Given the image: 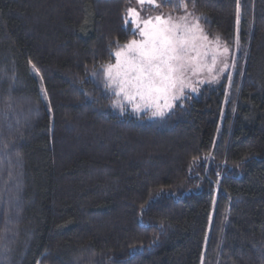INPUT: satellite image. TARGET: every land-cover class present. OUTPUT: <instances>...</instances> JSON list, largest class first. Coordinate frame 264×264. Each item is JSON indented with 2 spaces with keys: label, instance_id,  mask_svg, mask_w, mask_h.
I'll use <instances>...</instances> for the list:
<instances>
[{
  "label": "trees",
  "instance_id": "1",
  "mask_svg": "<svg viewBox=\"0 0 264 264\" xmlns=\"http://www.w3.org/2000/svg\"><path fill=\"white\" fill-rule=\"evenodd\" d=\"M186 2L234 77L150 120L93 75L130 0H0V264H264V0Z\"/></svg>",
  "mask_w": 264,
  "mask_h": 264
},
{
  "label": "snow or ice",
  "instance_id": "2",
  "mask_svg": "<svg viewBox=\"0 0 264 264\" xmlns=\"http://www.w3.org/2000/svg\"><path fill=\"white\" fill-rule=\"evenodd\" d=\"M137 2L141 6L147 4L151 7H160L161 3L172 4L175 8L183 9L184 15L142 16L143 7L141 10L128 8L125 24H131L133 34L140 39L130 40L123 45L117 42L116 50L109 52L110 56L115 57V64H103L100 72H94L93 75L102 76L105 90L113 92L117 97L113 107L119 108L122 113L125 110L124 102L127 101L132 104L134 112L149 108L154 109L153 116H163L164 109L173 107L172 101L183 95L184 88L191 87L190 75L206 70L215 80L216 75L229 67L226 57L229 49L225 45L221 50L219 36L214 40L209 39L208 33L199 23L202 17L188 11L186 0ZM239 16L238 4L237 24ZM212 44H215L216 50L209 64L207 57ZM196 90L192 87V91ZM41 91L44 92L43 88ZM44 95L46 98V92ZM160 100H164L163 105Z\"/></svg>",
  "mask_w": 264,
  "mask_h": 264
},
{
  "label": "rangeland",
  "instance_id": "3",
  "mask_svg": "<svg viewBox=\"0 0 264 264\" xmlns=\"http://www.w3.org/2000/svg\"><path fill=\"white\" fill-rule=\"evenodd\" d=\"M143 7V11H141V15L142 16H148V15H151V16H155V15H158V14H165V15H168L170 13L168 12H165V11H162L160 9V7H151L147 4L141 6L137 0H130V7L129 8H134V9H137V10H141V8ZM172 16H181V15H184V14H180V15H173V14H170ZM125 19H126V15H125ZM130 25L132 31L134 32L133 30V27L131 24H128ZM137 40L140 39V37L137 35ZM210 40H213L211 38H209ZM221 45V50H222V47L223 45ZM215 44H212L209 48V55L207 57V62L210 64L211 63V55L213 52H215ZM226 57H227V62L229 64V67L222 73H219L218 75H216V79L213 80L212 79V76L208 74V72L205 70L203 72H200L199 74L197 75H190V82H191V87H186L184 88L183 90V95H181L179 97V99H176L175 101H172L173 103V107L168 109V108H165L164 109V115L163 116H160V115H156V116H153L152 115V111L154 109H149V108H145L144 110L140 111V112H134L132 110V104L131 103H128L127 101L124 102V112L126 111H129L130 113L134 114V115H141L143 113H147L148 114V117L150 120H157V119H160L162 117H164L166 114H168L175 106V104L181 100L184 96L186 95H190V96H196L198 95V93L201 91V89L203 87H206V86H216L218 85L222 80H226V84H227V88L229 87V85L232 83V80H233V77H234V73H235V67H236V59L238 57V50L236 49L232 54L230 52H228L226 54ZM115 64V61L114 63ZM234 64V66H232ZM220 65H218L219 67ZM31 74L37 79L38 81V88H39V92H40V96L43 100L44 103H47L46 102V98H45V95H44V92L41 91V89L43 88L42 86V83L39 79V77L36 75L35 71L33 69H31ZM215 74V73H214ZM229 77H231V79L229 80ZM192 87H195L197 90L196 91H192ZM111 94L114 95L113 92L109 91ZM115 97V95H114ZM115 99H117V97H115ZM139 98H137L138 100ZM160 104L163 105L164 104V100H160ZM114 109L119 113V114H122V112L120 111L119 108L117 107H114ZM123 112V113H124Z\"/></svg>",
  "mask_w": 264,
  "mask_h": 264
}]
</instances>
